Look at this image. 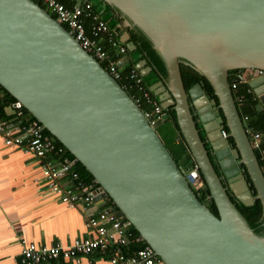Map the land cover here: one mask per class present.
I'll use <instances>...</instances> for the list:
<instances>
[{"label": "water", "instance_id": "1", "mask_svg": "<svg viewBox=\"0 0 264 264\" xmlns=\"http://www.w3.org/2000/svg\"><path fill=\"white\" fill-rule=\"evenodd\" d=\"M104 1L128 17V26L138 25L165 61L166 86L158 81L151 87L166 110L161 119L151 124L119 80L36 0H0V84L94 175L102 196L114 200L127 226L165 264H264V236L228 192L247 206L260 199L264 216V172L233 92L239 78L229 79L231 70H244L257 109L264 110V0ZM129 39L128 31L120 36ZM181 58L208 78L219 102L202 83L186 89ZM152 69L142 67L141 74ZM189 96L228 186L200 135ZM171 107L198 170L185 173L157 130ZM205 183L219 215L195 191Z\"/></svg>", "mask_w": 264, "mask_h": 264}, {"label": "built area", "instance_id": "2", "mask_svg": "<svg viewBox=\"0 0 264 264\" xmlns=\"http://www.w3.org/2000/svg\"><path fill=\"white\" fill-rule=\"evenodd\" d=\"M39 1L76 36L83 48L93 54L101 63L107 65L106 69L117 80L122 78L120 63L128 56L127 47L112 36L108 23L93 11V5L89 0H77L72 8L66 6L62 0ZM86 17H92L95 21L91 29L93 36L87 31ZM101 33L108 34L109 42L117 49L115 55L107 51L101 40L97 38ZM260 73L264 74V70H260ZM243 74L244 70L237 75L239 81L233 82L232 88H236L239 82H246L243 80ZM131 78L136 80L144 98L150 103L151 108L146 110L145 114L150 123L154 124L162 118L166 110L161 102L154 99L150 92L143 87L142 75L133 70ZM135 100L140 102L139 98H135ZM13 107L20 108L16 106V103L13 104ZM18 115L22 116L23 112L19 111ZM246 130L251 137L253 148L260 151L264 162V147L260 145L261 133L247 127ZM223 135L228 137V132L223 130ZM0 138L4 140L5 144L29 152L40 160L43 175L50 191L58 195L62 202L70 207L82 206L88 229V235L77 237L68 245L59 242L50 245L24 242L23 249L17 259L18 264H51L60 258L68 260L100 250L109 251L111 264H165L149 244L131 255H127L123 251L122 247L129 243L131 235L127 232L126 222L124 223L120 219L113 206L106 204L109 196H102L103 191L97 180V183H86L79 178L76 171L72 170L75 160L66 157L62 161H57L52 157L53 154L64 150L56 144L51 135L45 132L43 124L37 118H27L25 122L0 119ZM192 169L198 170V168ZM262 169L264 172V167ZM99 200H103V205L98 211H94V206Z\"/></svg>", "mask_w": 264, "mask_h": 264}, {"label": "trees", "instance_id": "3", "mask_svg": "<svg viewBox=\"0 0 264 264\" xmlns=\"http://www.w3.org/2000/svg\"><path fill=\"white\" fill-rule=\"evenodd\" d=\"M39 2L44 8L48 9L41 1L36 0ZM66 6L72 8L77 0H62ZM93 5V11L100 15L101 18L106 20L109 26V31L112 33V36L119 41L121 44L127 47V55L130 56V60H128L125 64L121 66L122 71V78L119 82L126 87L129 93L134 96L135 98H139V104L143 108L144 111L149 110L151 108L150 103L144 98L142 90L140 89L139 85L136 84V80L131 78V73L133 70H136L140 75L141 68L145 66H152L153 69L149 72V75H152L155 78V83L158 81H162V84L165 85V79H168V71L165 65V61L159 51L155 48L154 43L149 38V36L138 26V25H127L126 19L128 18L118 7L113 4L107 3L104 0H89ZM49 10V9H48ZM54 15V14H53ZM55 16V15H54ZM95 21L92 17L85 18V25L87 31L90 35L92 26L94 25ZM128 31L130 33V39L127 42H122L120 40V36L125 32ZM93 36V35H92ZM97 38L101 40L104 48L109 51L111 54L115 55L117 49L109 42L108 34L101 33ZM140 63H143V66H138ZM102 65L106 68L107 65L102 63ZM180 66L182 71L183 80L187 89L193 86L196 83H202V86L206 92L213 95L218 100L214 92V88L208 78L198 70L192 63L187 61L184 58L180 59ZM232 72L237 70H231ZM146 76V75H145ZM142 75L143 82L142 85L146 88L151 96L158 101H161V95L156 94L155 91L151 88L152 85L146 82V77ZM233 83V82H232ZM234 95L237 100V104L239 107L240 114L244 120V123L248 129H253L261 133V146L264 147V110L258 111L257 104L259 103V99L255 96L253 89L249 86L247 82H239L237 83V87L233 88ZM163 93H168L166 89ZM17 102L15 96H13L9 91H7L1 84H0V119L2 120H21L26 121L27 118H35L25 107H20L15 109L14 113H8L7 108L12 106L14 103ZM221 110V116L224 117L223 122L225 123L226 131L229 133V127L226 124V119L224 113ZM22 111L23 115H18V112ZM169 118L167 119L169 122L172 123L175 131L177 132L178 143L183 145V152L181 157L176 155L173 150V154L177 158L182 159V164L192 167L198 168L195 159L193 158L184 136L181 132L177 114L174 107L169 108L168 110ZM247 117V119H245ZM45 132L51 135L56 144L59 147L63 148V152L53 154V158L57 161H62L66 157H69L70 160H75V156L60 142L53 134L45 129ZM164 140V139H163ZM229 142L232 145H235L234 139L232 137L228 138ZM166 144V143H165ZM167 145V144H166ZM168 146V145H167ZM257 155L262 167H264V162L261 158L260 151L257 149ZM243 167V172L247 177V180L250 182L251 179L248 175V172ZM72 170L76 171L79 174V178L86 182V183H97L94 175L81 163L77 162L73 165ZM251 190L254 195H256V190L254 186H251ZM199 199L206 203L209 208L217 215H219L218 209L214 200L211 197V192L207 184L205 183L200 189L195 190ZM231 199L237 205L238 209L247 219L250 226L254 229V231L259 236H264V216H263V206L260 199H255V203L253 205L247 206L241 201H238L237 198L230 194ZM106 204L113 206L114 210L117 212L120 219L125 223L127 219L125 218L124 214L121 212L119 207L116 205L114 200L111 197H108ZM127 232L130 233V241L128 245L122 247L123 251L127 255H131L135 253L138 249L146 246L148 243L145 241L140 240V234L138 230L134 226H127Z\"/></svg>", "mask_w": 264, "mask_h": 264}, {"label": "crops", "instance_id": "4", "mask_svg": "<svg viewBox=\"0 0 264 264\" xmlns=\"http://www.w3.org/2000/svg\"><path fill=\"white\" fill-rule=\"evenodd\" d=\"M7 110L14 113L15 107ZM102 205L99 200L94 211ZM86 235L82 206L62 202L50 191L40 160L0 138V264H18L24 242L68 245ZM51 264H111V260L109 251L100 250Z\"/></svg>", "mask_w": 264, "mask_h": 264}, {"label": "flooded vegetation", "instance_id": "5", "mask_svg": "<svg viewBox=\"0 0 264 264\" xmlns=\"http://www.w3.org/2000/svg\"><path fill=\"white\" fill-rule=\"evenodd\" d=\"M235 70H237V71H234V72L230 71V73H229V79H230V81H233L235 78H237V75H238L239 73H241V71H242V69H235ZM186 89H187V88H186ZM189 89H190V88H189ZM189 89H187V90H189ZM205 92H206V90H205ZM206 93L208 94V96L210 97V99H216L215 97H213L212 94H210V93H208V92H206ZM188 98H189V102H190V105H191V111H192L193 116H194V119H195V121H196V125H197V127H198V129H199L200 135H201V137H202V139H203V141H204V143H205V146H206V148L208 149V152H209V155H210V157H211V159H212V162H213V164H214V166H215L217 172H218L219 175L222 177V181H223L224 185H225V186H228V185H229V183H228V179L224 176L223 169H222V167L220 166V163H219V161H218V159H217V157H216L214 151L212 150L211 143L208 141L207 133H206L205 128H204V124L202 123V121H201V119H200V116H199V114H198V109H197L196 106L194 105L192 98H191L190 96H189ZM216 100H217V99H216ZM217 104H218V103H217ZM218 111H219V115L221 116V110H220V108H218ZM222 117H223V116H222ZM157 130H158V128H157ZM158 132H159V131H158ZM159 133H160V132H159ZM160 135H161V134H160ZM161 137H162V135H161ZM162 139H163V137H162ZM172 154H173V152H172ZM173 155H174L176 161L178 162L179 166L182 167V169L184 170L185 173H188V171L190 170L191 167L182 164V159L177 158V157L175 156V154H173ZM242 168H243V167H242ZM195 190H196V189H195ZM228 192H229V194H232V192H231L230 189H228ZM232 195H233V194H232ZM234 196H235V195H234ZM235 197H236V196H235Z\"/></svg>", "mask_w": 264, "mask_h": 264}, {"label": "rangeland", "instance_id": "6", "mask_svg": "<svg viewBox=\"0 0 264 264\" xmlns=\"http://www.w3.org/2000/svg\"><path fill=\"white\" fill-rule=\"evenodd\" d=\"M145 77L148 84L153 85L155 83V78L152 75L147 74ZM158 131L162 135L164 142L168 145V147L173 150L176 155L181 157L184 148L183 145L178 143L177 132L175 131L172 123L165 120L163 124L158 127ZM190 169H192V167Z\"/></svg>", "mask_w": 264, "mask_h": 264}]
</instances>
